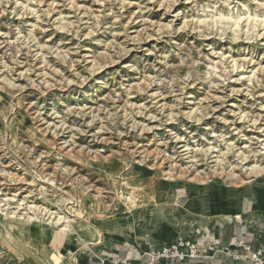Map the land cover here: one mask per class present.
Masks as SVG:
<instances>
[{
	"label": "rangeland",
	"instance_id": "374dc122",
	"mask_svg": "<svg viewBox=\"0 0 264 264\" xmlns=\"http://www.w3.org/2000/svg\"><path fill=\"white\" fill-rule=\"evenodd\" d=\"M200 189L264 199V0H0V205L22 241L0 264H62L119 205L165 216ZM196 198L186 232L236 222Z\"/></svg>",
	"mask_w": 264,
	"mask_h": 264
},
{
	"label": "crops",
	"instance_id": "0c3cea01",
	"mask_svg": "<svg viewBox=\"0 0 264 264\" xmlns=\"http://www.w3.org/2000/svg\"><path fill=\"white\" fill-rule=\"evenodd\" d=\"M207 191V190H206ZM205 190H195L192 195L181 198L178 209H174L165 216L157 211L146 213L140 211L131 214L124 206L119 205L117 210L129 213L126 218L122 213H117L109 222H103L98 226H88L90 232L83 237V245H78L71 254H65L62 264H113L117 259H127L130 264H140V255L154 247L172 243L177 239L196 243L197 246L208 253L209 256L217 249H223L232 235H242L251 240L255 245H264V229L245 225L251 220L245 211V198L249 199V209L253 214L264 215V199L254 194L250 189L243 192L235 191L231 195L208 196ZM197 194H203L204 212L213 210L220 214H235L236 222L227 226L224 231L218 228L206 230L205 233H188L186 225L181 220V214L188 210L190 217L195 216L201 209V202L196 198ZM246 195V197H245ZM204 213V214H205ZM155 216V217H153ZM259 217V216H258ZM261 217V216H260ZM122 218L120 221L119 219ZM162 218L158 225L154 219ZM153 220V221H152ZM165 222V223H164ZM56 244V243H55ZM56 247V246H55ZM67 246L62 241L60 247L55 250L64 252ZM52 249V248H51ZM212 257V256H211ZM160 264H250L248 261L234 262L229 256L217 254L212 259H201L192 262L163 261Z\"/></svg>",
	"mask_w": 264,
	"mask_h": 264
},
{
	"label": "built area",
	"instance_id": "2783aa9c",
	"mask_svg": "<svg viewBox=\"0 0 264 264\" xmlns=\"http://www.w3.org/2000/svg\"><path fill=\"white\" fill-rule=\"evenodd\" d=\"M227 255L234 262L248 261L250 264H264V245H255L242 235H232L223 249H217L211 255ZM196 243L177 239L172 243L160 245L144 251L140 264H160L163 261L192 262L201 259H212ZM113 264H130L127 259H117Z\"/></svg>",
	"mask_w": 264,
	"mask_h": 264
},
{
	"label": "bare ground",
	"instance_id": "6f19581e",
	"mask_svg": "<svg viewBox=\"0 0 264 264\" xmlns=\"http://www.w3.org/2000/svg\"><path fill=\"white\" fill-rule=\"evenodd\" d=\"M122 174V173H121ZM121 186L124 187L126 190L129 189V186L126 184L125 182V178L121 179ZM122 190V189H121ZM119 192V191H118ZM123 193V191H121ZM121 193V194H122ZM122 199L124 201V203L126 204L127 206V202H129L128 204L131 205V206H134L136 201H137V197H136V194L134 193V191H131L130 192V195H124L122 196ZM5 201V200H4ZM70 201V200H69ZM68 201V202H69ZM7 204V203H6ZM4 206V205H3ZM0 240H2L4 243L7 244V246L12 249V250H15L13 249V247H11L10 245V242L12 241V238L13 237H17L19 238V240L21 241V238L17 235V227L14 225V223L11 222V220H13L12 217H9V216H6V214L3 213V210L2 209V205H0ZM78 208V207H77ZM76 208V209H77ZM41 209V208H40ZM33 210V209H32ZM43 210V209H42ZM47 210V209H46ZM36 211V210H35ZM5 212H6V209H5ZM46 212V211H45ZM67 212H70V210L68 209ZM11 213V212H10ZM16 213V212H15ZM42 213V212H41ZM35 214V213H34ZM46 214V213H45ZM8 215V214H7ZM14 215V214H13ZM53 215V213H52ZM55 215V214H54ZM40 216V215H38ZM70 216V215H69ZM155 217V216H153ZM20 218V217H19ZM27 218V217H26ZM25 218V219H26ZM31 218V217H30ZM46 218L47 215H46ZM44 219V218H43ZM27 220V219H26ZM35 220V219H33ZM39 220V219H38ZM49 220V219H48ZM36 221V220H35ZM45 221V220H44ZM71 221L70 220H66V219H63L62 217H58L56 219H51L50 221H48L46 224L47 226L50 225L53 226H59V225H62V230L61 231H65L67 229H69V222ZM74 221V219H73ZM77 221V220H76ZM40 222V221H39ZM63 222V223H62ZM61 223V224H60ZM29 224V223H28ZM83 224V223H82ZM81 224V225H82ZM76 225V224H75ZM47 231V230H46ZM60 231V230H59ZM66 233V232H65ZM70 235V234H68ZM83 236H84V232H76V242L78 245H83L84 244V240H83ZM34 237V236H33ZM36 237V236H35ZM45 237V228L43 226H41L40 224L37 225V237L36 238H39L37 240H40L42 238ZM74 237V236H73ZM22 242V241H21ZM40 242V241H39ZM16 251V250H15ZM59 254V253H58ZM55 255V254H54ZM59 256V255H58ZM53 257V256H52ZM44 264H60L56 261L54 262H46L44 261Z\"/></svg>",
	"mask_w": 264,
	"mask_h": 264
}]
</instances>
